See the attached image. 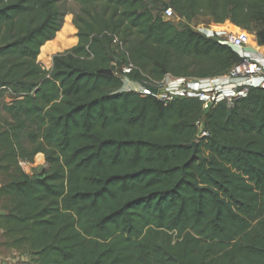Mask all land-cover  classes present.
Instances as JSON below:
<instances>
[{"label": "trees", "instance_id": "obj_1", "mask_svg": "<svg viewBox=\"0 0 264 264\" xmlns=\"http://www.w3.org/2000/svg\"><path fill=\"white\" fill-rule=\"evenodd\" d=\"M72 1L76 43L45 70L59 0H0L3 246L32 264H264V89L204 116L122 81L227 73L237 53L190 25L228 21L263 46L264 0ZM37 154L46 170L27 175Z\"/></svg>", "mask_w": 264, "mask_h": 264}, {"label": "built area", "instance_id": "obj_2", "mask_svg": "<svg viewBox=\"0 0 264 264\" xmlns=\"http://www.w3.org/2000/svg\"><path fill=\"white\" fill-rule=\"evenodd\" d=\"M161 17L165 21L181 20L171 8L163 10ZM190 26L206 37H216L222 44L229 46L237 53L240 62L221 76L205 79L166 76L158 83L140 84L129 81L124 76L123 90L145 95L151 94L150 88H155L158 90L155 97L164 102L171 101L173 97L195 98L203 103L205 109L208 104L215 106L219 103L230 108L236 100L246 96L250 89H264V45H258L253 34L242 29L237 33L213 31L209 25L203 23ZM131 69V66L126 65L122 67V73L126 75ZM196 125L201 127L199 123ZM25 163H19L23 172Z\"/></svg>", "mask_w": 264, "mask_h": 264}, {"label": "rangeland", "instance_id": "obj_3", "mask_svg": "<svg viewBox=\"0 0 264 264\" xmlns=\"http://www.w3.org/2000/svg\"><path fill=\"white\" fill-rule=\"evenodd\" d=\"M59 7L61 9L62 13V26L61 31L59 34L49 43H47L43 49L41 56L43 60L45 61V65L41 62H38L45 70H49L51 68V60L52 57L57 53H62L67 49L72 48L76 43V33L77 29L73 25V19L76 15L79 14V5H77L72 0H59ZM199 23H203L204 25H212L208 19L202 18L199 19ZM178 25H181V23H176ZM214 28V27H213ZM162 90V89H160ZM5 99V101H8L9 99L5 96L1 97V101ZM5 118V116H3ZM25 147L29 148L27 144H25ZM35 163H25V166L23 167L24 171L27 175H34L41 173L46 170V164L45 160L41 157H38ZM2 233L0 232V257L7 258V257H13L12 251L7 249L5 246H3V238L1 237ZM14 258H18V261L16 264H32L30 259L25 258V256L20 255L16 252ZM1 260V259H0Z\"/></svg>", "mask_w": 264, "mask_h": 264}, {"label": "bare ground", "instance_id": "obj_4", "mask_svg": "<svg viewBox=\"0 0 264 264\" xmlns=\"http://www.w3.org/2000/svg\"><path fill=\"white\" fill-rule=\"evenodd\" d=\"M211 29L213 31H226L229 33H237L240 31V28H238V27H236V26H234L228 22H226L224 25H211ZM250 38H252V37H250Z\"/></svg>", "mask_w": 264, "mask_h": 264}, {"label": "crops", "instance_id": "obj_5", "mask_svg": "<svg viewBox=\"0 0 264 264\" xmlns=\"http://www.w3.org/2000/svg\"><path fill=\"white\" fill-rule=\"evenodd\" d=\"M228 22V21H227ZM226 23V22H225ZM224 23V24H225ZM228 23H230V22H228ZM224 24H220V25H224ZM231 24V23H230ZM212 25H215V24H212ZM210 27H211V25H209ZM227 26V25H226ZM52 61V60H51ZM52 65V64H51ZM38 157H41L42 159H44V156L42 155V154H37L35 157H34V160H33V163H35L34 161H36L37 159H38ZM24 173H26V172H24ZM2 233V232H1ZM12 256L13 257H5V258H1L0 257V264H16V262L18 261V258L16 257V259L14 258V256H15V253H14V251H12Z\"/></svg>", "mask_w": 264, "mask_h": 264}, {"label": "water", "instance_id": "obj_6", "mask_svg": "<svg viewBox=\"0 0 264 264\" xmlns=\"http://www.w3.org/2000/svg\"><path fill=\"white\" fill-rule=\"evenodd\" d=\"M167 8H168V4L164 3V4H163V10H166ZM149 91H150V93H151L153 96H156L157 93H158V90L155 89V88H150ZM211 107H212L211 104H208V105L205 107V109H204V116L207 115V113L209 112V110H210ZM189 147L193 149V155H194V154H195V150H196V143H195V142L192 143L191 145H189ZM3 214H4V213L1 212V215H3Z\"/></svg>", "mask_w": 264, "mask_h": 264}]
</instances>
